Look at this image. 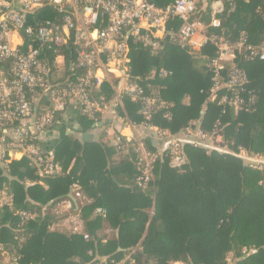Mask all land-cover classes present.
Masks as SVG:
<instances>
[{
	"label": "trees",
	"instance_id": "16d2710c",
	"mask_svg": "<svg viewBox=\"0 0 264 264\" xmlns=\"http://www.w3.org/2000/svg\"><path fill=\"white\" fill-rule=\"evenodd\" d=\"M171 1L152 0L158 5ZM214 1L200 0L204 12L195 18L207 24ZM222 2L221 27L208 29V36L223 34L235 40L244 32L246 43L264 44V0ZM48 56L49 80L65 83L71 75L70 55L61 71L52 67ZM129 56L130 80L167 106L153 113L150 124L183 140L186 164L169 168L165 142H160L161 148L154 146L142 128L140 102L124 96L116 109L136 134L142 133L123 138L119 149L105 130L93 142L66 134L70 121L80 134L101 122L100 114L93 119L69 108L50 126L57 137L41 145L54 151L59 174L41 177L25 157L0 172V187L14 194L13 208H0L3 251L17 264H111L127 258L134 264H264V169L249 167L239 155L243 151L264 157V61L250 59L244 50L236 56L234 66L246 77L244 96L249 93L252 102L234 114L209 99L211 63L217 56L212 43L199 50L164 43L158 52L130 45ZM160 68L172 75L147 79ZM228 71L225 66L223 81ZM224 92L219 89L217 94ZM113 94L106 83L91 90L94 99L104 97L107 103ZM188 127L220 142L215 148L194 147L188 143ZM140 144L157 156L144 188L137 185ZM75 183L83 199L72 204V218L55 216L56 205L71 200ZM22 212L33 218L24 220ZM77 223L81 227L74 231Z\"/></svg>",
	"mask_w": 264,
	"mask_h": 264
},
{
	"label": "built area",
	"instance_id": "2783aa9c",
	"mask_svg": "<svg viewBox=\"0 0 264 264\" xmlns=\"http://www.w3.org/2000/svg\"><path fill=\"white\" fill-rule=\"evenodd\" d=\"M223 9L222 0L212 2L206 24L195 18L204 12L200 0H172L163 5L152 0H0V172L5 173L12 161L25 157L36 166L39 176L59 174L61 167L53 161V150L41 146L57 137L49 131L54 119L72 108L93 119L96 114L109 113L121 126L131 127L116 111L124 96L141 103L142 128L157 141L165 142L169 168L183 167L187 161L181 150L183 140L150 124L153 113L165 110L166 104L130 80V45L158 52L164 43L191 50L212 43L217 56L211 63L213 87L209 99H217L218 104L236 114L252 98L249 93L244 96L246 77L234 66V60L244 50L250 59L264 61V44L246 43L244 32L235 40L223 34L208 36V29H220L219 15ZM48 54L52 67L59 70L64 67L67 54L70 55L71 75L65 83L56 85L49 80ZM225 66H229V71L223 81ZM171 75V71L160 68L147 79ZM111 81L114 95L110 102L104 97H92V88L112 84ZM219 89L225 92L218 95ZM185 131L190 145L215 148L214 140L218 138L213 140L198 128L188 127ZM110 137L111 144L118 149L123 138L133 139L120 133H112ZM239 155L249 167L264 169V160L249 157L243 151ZM156 159L155 154L139 145V187L144 188L151 179ZM78 188L73 184L70 194L76 201L83 199ZM72 204V200L60 202L53 209L54 215H68L70 220ZM13 206L14 194L2 185L0 208L10 210ZM96 213L104 211L97 209ZM21 217L33 218L27 212H22ZM73 230H79L78 223ZM0 255L2 264H17L16 258L3 251L2 246ZM127 263L134 261L127 258L111 262Z\"/></svg>",
	"mask_w": 264,
	"mask_h": 264
},
{
	"label": "crops",
	"instance_id": "0c3cea01",
	"mask_svg": "<svg viewBox=\"0 0 264 264\" xmlns=\"http://www.w3.org/2000/svg\"><path fill=\"white\" fill-rule=\"evenodd\" d=\"M61 70L62 69L60 68L59 71H61ZM111 83L112 84L107 82L106 84L109 85L110 87H113L112 86L113 85V81H111ZM100 118H101V122L98 123L97 128L95 130H93V131H90V132H87V133H84V134L77 133V126L72 121H70V123H69V128L70 129H67L66 134L73 135V136L77 137L78 139H80L82 142H86V141L93 142V141H95L102 130H105V133L108 136H110L112 133H120L123 136H127V137L132 136L133 139H135L137 137H141V135H142V133H140V132H137L138 134H136L134 129L131 128V127H123V126H121L119 123H117L116 121H114L112 119V116L109 113L101 114ZM85 134L86 135H90L91 138H88V136H87V139H84L83 137H84ZM148 136L152 139V142H153L154 146H156L158 148H161L160 147V145H161L160 141H157L151 135H148ZM53 153H54V151H53ZM252 158H256V157H252ZM259 159L264 160V157H260ZM80 227L81 226L79 224V228ZM175 264H180V263H175Z\"/></svg>",
	"mask_w": 264,
	"mask_h": 264
},
{
	"label": "water",
	"instance_id": "95a60500",
	"mask_svg": "<svg viewBox=\"0 0 264 264\" xmlns=\"http://www.w3.org/2000/svg\"><path fill=\"white\" fill-rule=\"evenodd\" d=\"M87 136H88V138H91V136L90 135H84V139H87ZM70 198H71V200H72V202H73V204L76 206L77 205V201L74 199V198H72L71 196H70Z\"/></svg>",
	"mask_w": 264,
	"mask_h": 264
},
{
	"label": "rangeland",
	"instance_id": "374dc122",
	"mask_svg": "<svg viewBox=\"0 0 264 264\" xmlns=\"http://www.w3.org/2000/svg\"><path fill=\"white\" fill-rule=\"evenodd\" d=\"M214 141H215V143H218V142H220V139L218 138L217 140H214ZM243 161H244V163H246V160L243 159Z\"/></svg>",
	"mask_w": 264,
	"mask_h": 264
}]
</instances>
